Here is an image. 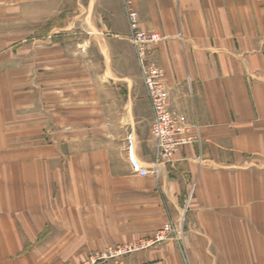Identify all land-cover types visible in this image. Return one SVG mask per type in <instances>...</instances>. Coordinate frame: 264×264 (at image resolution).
Masks as SVG:
<instances>
[{
	"label": "crops",
	"instance_id": "0c3cea01",
	"mask_svg": "<svg viewBox=\"0 0 264 264\" xmlns=\"http://www.w3.org/2000/svg\"><path fill=\"white\" fill-rule=\"evenodd\" d=\"M129 9L162 37L151 61L202 136L158 177L127 156L130 132L146 167L158 152ZM189 197L186 254L101 264H264V0H0V264L83 262Z\"/></svg>",
	"mask_w": 264,
	"mask_h": 264
},
{
	"label": "built area",
	"instance_id": "2783aa9c",
	"mask_svg": "<svg viewBox=\"0 0 264 264\" xmlns=\"http://www.w3.org/2000/svg\"><path fill=\"white\" fill-rule=\"evenodd\" d=\"M130 40L133 43L139 59L144 83L153 109L151 133L157 141V158L152 169L146 167L139 159L133 133L127 136V156L132 173L141 177L153 174L159 176L161 165L171 162L177 152L189 144H202L199 132H192V126L176 115L170 108L169 91L164 83L165 71L149 62V47L158 43L161 36L143 30L139 25L137 11L129 9ZM190 205V197L186 200L182 214L176 219L167 221L152 237L136 242L110 245L92 252L87 260L76 264H100L117 262L121 258L139 253L165 242H174L180 249L184 248L186 213Z\"/></svg>",
	"mask_w": 264,
	"mask_h": 264
},
{
	"label": "rangeland",
	"instance_id": "374dc122",
	"mask_svg": "<svg viewBox=\"0 0 264 264\" xmlns=\"http://www.w3.org/2000/svg\"><path fill=\"white\" fill-rule=\"evenodd\" d=\"M128 17H129V15H128ZM129 21H130V19H129ZM141 28H142V27H141ZM142 29H143V28H142ZM130 30H131V29H129V34H130ZM143 30H145V29H143ZM146 31H147V30H146ZM129 34H128V36H129ZM129 39H130V37H129ZM159 42H160V41H159ZM159 42H158V43H159ZM130 43H131V45H132L133 48H134L135 55H136V59H137V62H138V64H139V69H140V72H141L140 63H139V59H138V56H137V53H136V49H135L133 43L131 42V40H130ZM158 43H156V44H158ZM154 45H155V44H154ZM149 48H150V47H149ZM126 50H127V49H124V54H125V55L128 53V51H130V49H129L128 51H126ZM150 54H151V53L149 52V56H148L149 58H148V59H149L150 64H153L152 61H151V57H150L151 55H150ZM128 55H129V54H128ZM129 65H130V68H131V69H134L133 71H135V72L137 71V69L135 68V63L133 62V59H132L131 56H130V58H129ZM153 65H154V64H153ZM155 66H156V65H155ZM157 67H159V66H157ZM136 74H137V73H136ZM138 74H139V73H138ZM138 74H137L136 76H138ZM141 75H142V72H141ZM142 77H143V75H142ZM143 80H144V79H143ZM144 84H145V83H144ZM174 220H176V219H174ZM159 229H161V228H159ZM159 229H158V230H159ZM158 230H157V231H158ZM157 231H156V232H157ZM156 232H155V233H156ZM155 233H154V234H155ZM185 233H186V230H185ZM151 237H152V236H151ZM148 238H150V237H148ZM141 239H144V238H141ZM141 239H138V240H141ZM138 240L129 241V242H136V241H138ZM126 243H127V242H126ZM165 243H166V242H165ZM121 244H123V243H121ZM114 245H117V244H114ZM177 245H178V244H177ZM109 246H110V245H109ZM184 246H185V245H184ZM179 249H180V247H179ZM95 251H96V250H95ZM180 251L182 252V254H186L185 247L182 248V250L180 249ZM93 252H94V251H93ZM141 252H142V251H141ZM91 253H92V252H91ZM91 253H90V254H91ZM90 254H89V255H90ZM89 255H88V257H89ZM128 256H129V255H128ZM88 257H87V258H88ZM125 257H126V256H125ZM123 258H124V257H123ZM121 259H122V258H121ZM121 259H120V260H121ZM86 260H87V259H86ZM83 262H84V261H83ZM117 262H118V261H117ZM117 262H112V263H117ZM80 263H81V262H80ZM73 264H76V263H73ZM100 264H101V263H100Z\"/></svg>",
	"mask_w": 264,
	"mask_h": 264
}]
</instances>
